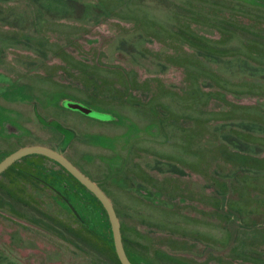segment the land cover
<instances>
[{"label": "flooded vegetation", "instance_id": "1", "mask_svg": "<svg viewBox=\"0 0 264 264\" xmlns=\"http://www.w3.org/2000/svg\"><path fill=\"white\" fill-rule=\"evenodd\" d=\"M30 147L132 264H264V0H0V264H122Z\"/></svg>", "mask_w": 264, "mask_h": 264}, {"label": "rangeland", "instance_id": "2", "mask_svg": "<svg viewBox=\"0 0 264 264\" xmlns=\"http://www.w3.org/2000/svg\"><path fill=\"white\" fill-rule=\"evenodd\" d=\"M245 1H248V0H245ZM83 34L85 36H87V37H91V36H99L100 37L99 43L90 44V45H87L86 44L85 45V48L84 49H86L89 52L90 55H96V52L98 51V49L100 48V46L107 44L111 40L110 33L105 32L102 29H100L98 27H94V26L93 27L86 28L84 30ZM78 50H80V49L78 48ZM153 50L154 51H157L158 50L157 46H154L153 47ZM170 70L171 71L167 72L166 74H163L162 76H158L157 78H160L161 81L157 80L156 82L153 83V85H155V84L158 83L159 84L158 87H160V86H162V87H166V86L169 87L171 85V83H173L174 81H179L180 82L183 79V74H182V72L180 70L174 69V68L173 69L171 68ZM152 74L154 75V74H158V73L157 72H154ZM236 101L238 103L251 104V103H254L255 102V99L254 98H251V97H244V98L238 99ZM209 109H216L217 110L218 109L217 103L212 102L210 104V106H209ZM140 119H143V117H140ZM187 125L192 126L193 124L188 123ZM210 126H212V125H210ZM194 127H196V132H198V134H197V137L198 138L203 139V138H208L209 137L210 139H212L214 142H216L218 144V142L216 141V137H214V135H213L214 132H213V129L212 128L209 129L206 126L205 127H202V126H200V124L199 125L198 124H195ZM150 129H151L150 127L149 128H146V133L148 135H149V130ZM153 135H154L153 132H151L150 136L153 137ZM181 135L182 134H180V136ZM140 137H141V128L138 125H135L134 123L131 122V138L132 139H135V140H138ZM185 137H186V135H184V139H185ZM178 138L179 137L177 135L176 140ZM184 139H183V141H184ZM174 145L175 144H172V143L167 144L166 151H173L174 150ZM205 147H209V148H205ZM205 147L201 148V150H203V151H205V152L208 153L209 150L215 152L214 149H211V148H214V147H217V146H205ZM218 149L219 148H217V150ZM115 199H116V197H115ZM122 211L127 212L125 209H122ZM132 213L136 217H142L143 215H146V214H147V216L149 215V212H147V210H146V208H144V206H142V207L141 206L140 207L139 206L133 207L132 208ZM125 217L128 218V215L127 216L125 215ZM127 218L125 219V222H126V227H127L126 229L128 230L129 229L128 226L130 225V223H128ZM136 220H138V218ZM130 230L131 229H129L128 231H130ZM150 242L152 244H157L158 243L157 237L151 238L150 239ZM129 243L131 244L130 240H129ZM248 245L255 246L256 245V242L254 240H249L248 241ZM68 255L70 256V254H68ZM85 259H86V264H91V262H93L91 260V257L90 256H88V257L86 256ZM70 262H72L73 264H78L73 259H70ZM102 264H106V262L103 261ZM222 264H224V263H222Z\"/></svg>", "mask_w": 264, "mask_h": 264}, {"label": "water", "instance_id": "3", "mask_svg": "<svg viewBox=\"0 0 264 264\" xmlns=\"http://www.w3.org/2000/svg\"><path fill=\"white\" fill-rule=\"evenodd\" d=\"M26 152H42V153H46V154H49V155L55 157L58 162H60L69 171H71L78 179H80L85 185H87L102 200V202L104 203V205L106 206L107 210L110 213V217H111V221H112V225H113V231H114L115 244H116V248L118 251L119 258H120L122 264H132L131 261L129 260V258L127 257V254H126L125 249L123 247L118 218L115 214V211L113 209V206H112L110 200L104 195L102 190L95 183H93L90 179H88L86 176H84L66 158H64L60 153H58L56 151L54 152V151L48 150L47 148H43V147H30V148H26V149L21 150L17 154H22V153H26ZM9 161H10V159L8 161H4L0 165V169H2Z\"/></svg>", "mask_w": 264, "mask_h": 264}]
</instances>
